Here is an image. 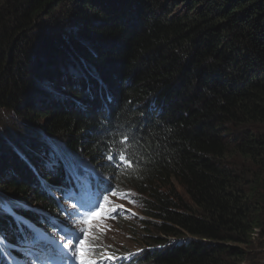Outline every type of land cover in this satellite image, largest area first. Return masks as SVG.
<instances>
[{"label": "trees", "instance_id": "16d2710c", "mask_svg": "<svg viewBox=\"0 0 264 264\" xmlns=\"http://www.w3.org/2000/svg\"><path fill=\"white\" fill-rule=\"evenodd\" d=\"M204 1L187 0L190 10L174 19L159 0H76L97 24L81 17L80 28L77 20L58 29L79 59L68 66L81 73L71 88L39 57L56 27L37 35V47L31 33L64 0H0V106L28 107V122L66 149L56 150L61 165L47 151L52 172L36 162L35 139L0 154L2 192L15 198L13 214H0V235L13 244L14 220L40 228L60 220L54 192L71 183L65 165L80 154L76 166L133 192L147 215L128 225L140 251L112 264H245L242 247L252 246L254 230L264 233V0ZM80 29L86 49L70 40ZM47 46L51 61L61 58L62 44ZM48 83L67 91L50 97ZM121 151L131 167H120Z\"/></svg>", "mask_w": 264, "mask_h": 264}, {"label": "rangeland", "instance_id": "374dc122", "mask_svg": "<svg viewBox=\"0 0 264 264\" xmlns=\"http://www.w3.org/2000/svg\"><path fill=\"white\" fill-rule=\"evenodd\" d=\"M159 1L161 2L160 8L171 12L172 14L171 17H173L174 19L178 18L180 15H183L190 10L189 7L185 5L187 3V0H159ZM197 1L200 2V5H202L203 8L207 4L204 0H197ZM64 3L65 5H62L61 7L56 8L57 11L54 14V16L43 17V15L42 16L40 15L38 17L39 19L36 18L38 25H35L33 28H31V33H34L36 36L35 45L37 47V45L41 42L40 39H37V35H40L41 32L43 31L46 33L48 26L53 27V28L56 27L55 29L56 36L55 35L53 36L49 33L52 37H54V38H51L52 40L50 39V43H47L46 45L43 44V46L42 44L40 45L41 54L39 57L40 58L42 57L43 60L48 59L44 63H41L42 65L51 63L52 67L60 71L61 74L66 75V79H67L66 83H68V87L70 86L71 88H73L75 85H77L78 79H80L79 75H81V73L80 72L76 73L75 70H72V69L70 70L68 66H71V67L75 66V68L80 67L79 63H77L79 59L77 60L75 58L72 59L71 54L73 56L76 55L74 51L70 50V53H68L65 50L64 45H66V43L64 41L62 43L57 37L58 32H59L58 29L61 30V33H64L63 31H65L68 24L70 22H74L77 20H80V21L78 22V24H76L75 28H80L81 27L80 23L83 22V20L80 19L81 17H83L87 21L88 24L91 23L93 27L96 26L97 20L93 18L91 21L90 15H92V12H91L92 10H90L89 8L88 9L86 8L85 10L87 14H84L78 11L76 7L79 6V3L76 2V0H64ZM173 3L175 4L173 5ZM2 4L3 2H0V6H2ZM148 6H154V3L152 2L151 5H148ZM78 32H82V29H80L79 31L76 30L75 35H73L70 38V40L74 42L76 41L79 47L86 49L84 41L89 40L90 37L85 36V33L81 35V33H78ZM67 38L69 39V36H67ZM52 42L55 44L56 48H60V44H62L63 46L62 48L63 50L59 49L62 52L61 58L55 61H51V58L54 57V55L52 56V53L54 52V50L50 51L49 49H47L49 48L47 45L48 44L51 45ZM49 51H50V54H49ZM15 52L16 51H12L13 55H15ZM47 55L48 57H46ZM61 67H64V68L61 69ZM48 84L51 85V88H52L51 89L49 87V89L47 88L46 90L48 91V93H50L49 94L50 97H51V94L56 95L60 91L61 92L67 91V88L65 90H62L65 84L60 83L61 86H58V85L54 86L59 91L55 90L52 84L50 83ZM51 90H54V91L52 92ZM53 101L54 100H52V102ZM43 108H45V110L43 111L47 110L46 105ZM32 113L33 114L30 113V110L28 109V107L21 106V108L19 109H12L10 107L5 108L4 106L3 107L0 106V154L5 153V152L7 153V151L10 150L9 144L14 143V142L15 144L18 143L19 144L18 146L22 147L24 150L25 148H30L28 144L30 143L32 139H35L34 143L37 142V145L39 148L38 152H35L37 154L35 157L36 162L40 164V166H43L49 172H52L50 167H48V165L45 164L46 163L45 160L47 158L46 156L47 151L50 152L53 163L55 165H61V160L58 158V153L56 152V150L66 151V149L64 147V144L61 143L59 140L49 141L46 138H44L43 134L39 131L40 129L39 123H37V125L34 127L35 123L30 124L28 122L27 116L34 117L33 116L34 112ZM36 128L38 131L36 130ZM76 156L77 158L82 157L83 159H86L84 156L80 154H76L74 157ZM43 157L44 159H42ZM40 173L44 174L43 172H40ZM41 174H39L40 180L43 186L46 188L48 186L47 183L49 184L50 182H44L43 179L41 178ZM2 177H3L2 179H4V183L5 182L7 183L8 177H7L6 171H3ZM2 182L3 180L1 181V183ZM1 188L3 187L0 184V201H3L6 207L14 206L13 202L15 201V198H6ZM177 188L179 191L182 192V189L180 188V186H177ZM117 191L121 193H127V195L123 197L109 195L110 200H111V204L109 205V210L111 211L113 207H117V211L112 212L111 215L107 216L102 221L96 222V227H94L92 230L93 234L96 236L94 243L100 246L96 251L97 252V254H95L96 258H99L104 255H111V256L120 258L121 255L126 254L128 252L131 253V252L140 251L139 249L141 245H138V244H141V242L137 240V237H135L138 235L137 229H134L128 225L135 226L136 222H140L143 219H146L147 215L144 213L139 200L133 194V192H130V190H127L124 187L121 188L119 186L117 188ZM21 203L22 205H20L21 208L19 209L23 210V208L25 207V203L24 202H21ZM96 207L98 208L99 204H97ZM95 210L96 209L92 211H95ZM82 226L83 225H80V227ZM254 232H255L254 234L253 233L251 234L252 240L254 239L252 241L253 242L252 246L242 247L246 252V260L244 262L245 264H264V248L262 250V247L260 248L259 246L261 241L264 240V233H263L264 231L262 232L263 234L258 235V236H257V231L254 230ZM259 236H261V238L257 240V237ZM138 239H139V236H138ZM44 241H45L44 245H40L35 248V250L38 253L34 254V251H32V254L28 256L29 258L27 257L26 261H31L33 264H41V260H45L47 261V264H60L62 256L60 255V250L57 248L58 244H56V242L51 238H45ZM28 244L32 246V241L29 243L27 241L23 242L21 247H28ZM261 251L262 253L259 254V252ZM47 252H48V257H53V258H43V257L38 256V254H44ZM54 253H57V254L54 255ZM36 257H39L41 259L39 260ZM115 260L117 261L118 259H115ZM248 260H250V263ZM111 261L112 260H106L103 263L111 264Z\"/></svg>", "mask_w": 264, "mask_h": 264}, {"label": "snow or ice", "instance_id": "6c2138e0", "mask_svg": "<svg viewBox=\"0 0 264 264\" xmlns=\"http://www.w3.org/2000/svg\"><path fill=\"white\" fill-rule=\"evenodd\" d=\"M119 158L126 167H131V162L126 155L120 153ZM110 195L123 197L126 196L127 193L113 190ZM97 204H99L98 208L96 207ZM110 204V196L104 195L103 202L97 198L87 208H85L84 205H80L81 208H84L82 213L75 211L69 213V216H80L81 219L75 223L83 226L79 228L70 226L66 231L64 228L59 229V231L63 232V235L60 236V243L57 245V248L60 250V255L62 256L60 264H103L106 260L118 259L111 255H104L99 258L95 257V253L100 246L94 243L96 236L93 234L92 230L96 227V222L102 221L104 218L111 215L112 212L117 211V207H113L110 211ZM93 208L96 210L92 211ZM0 214L11 215L13 214V210L11 206L6 207L4 202L0 201ZM17 223L22 227H28L29 230L33 232L32 246L26 253V255H31L32 248L42 245L43 239L41 235L35 231L34 226L28 225L22 219L18 220ZM6 243L7 238L0 235V253H2V249L6 247ZM36 258L39 259V257ZM26 264H31V261H26ZM41 264H47V261L41 260Z\"/></svg>", "mask_w": 264, "mask_h": 264}, {"label": "clouds", "instance_id": "9594fccd", "mask_svg": "<svg viewBox=\"0 0 264 264\" xmlns=\"http://www.w3.org/2000/svg\"><path fill=\"white\" fill-rule=\"evenodd\" d=\"M120 153H123L124 155H126L125 153H124V151H121ZM120 153L118 154V156H117V162H119L120 163V167H126L125 165H124V163L120 160V158H119V155H120ZM107 160L109 161V162H111V160H112V158H110V157H107ZM130 161V160H129ZM78 162H79V157L77 158V157H73L72 158V160H70L69 161V165H65V167L66 168H68L70 165H73V166H76L77 164H78ZM114 166H115V168H119V169H123V168H120L117 164H115V163H112ZM132 165V164H131ZM88 168L90 169V170H94V169H92L93 168V166H88ZM103 181V183H104V185L108 188V190L109 191H113V190H116L117 191V188H115V182L114 181H112V184H111V181L110 180H108V179H103L102 180ZM110 192V193H111ZM59 193V191H57V192H54V194H55V198H56V200H59L58 202H57V210L56 211H59L60 213H61V216L59 217V219L60 220H57V221H59V222H61L63 225H61L62 227H64V226H73V225H71V223H69V221H64V219H65V217H66V211H67V209H66V200L64 199V197L61 195V194H58ZM110 193L109 194H107V195H110ZM26 220H28V219H26ZM17 221L18 220H14V222H15V225L13 226V228L15 229V231H18L17 230V226H19V227H21V225H19L18 223H17ZM23 221H25V220H23ZM25 222H28V223H30V224H32V225H34L35 227H37V228H40V227H38L37 226V223L35 222V221H25ZM17 225V226H16ZM12 228V227H11ZM10 228V229H11ZM26 227H23L22 229H19V231L21 232V233H23V234H25V235H27V229H25ZM42 229V228H41ZM20 233V234H21ZM49 234H52V235H54V232L51 230L50 232H49ZM6 238L8 239L10 236H11V234H9L8 232L6 233ZM54 236H56V235H54ZM17 237H18V235H17ZM9 241L7 240V243H8ZM6 243V244H7ZM10 243V242H9ZM13 245H15V244H13ZM138 252V251H137ZM137 252H131V253H126V254H123V255H121V257L120 258H118V260L119 261H122V259H124L123 261L124 262H127V261H129L133 256H134V254H136ZM14 253H15V255H17V256H19L20 254H19V252H18V250L16 249V245H15V248H14ZM10 254H11V252H9L7 249H6V247H4L3 249H2V253L0 254V260H2V257L3 258H5V261L6 262H9L10 261V258H9V256H10ZM116 260L114 259V260H112L111 261V264L113 263V262H115ZM104 264V263H103ZM105 264H110V263H105Z\"/></svg>", "mask_w": 264, "mask_h": 264}, {"label": "bare ground", "instance_id": "6f19581e", "mask_svg": "<svg viewBox=\"0 0 264 264\" xmlns=\"http://www.w3.org/2000/svg\"><path fill=\"white\" fill-rule=\"evenodd\" d=\"M65 187V181L63 182V184H62V190H63V188ZM142 196V195H141ZM140 196V197H141ZM60 216H61V214H60ZM61 236V235H60ZM38 256L39 257H43V258H53V257H48V253H44V254H38ZM29 258V257H28ZM41 258H39V260H40Z\"/></svg>", "mask_w": 264, "mask_h": 264}]
</instances>
